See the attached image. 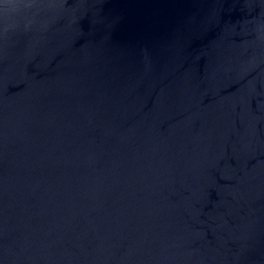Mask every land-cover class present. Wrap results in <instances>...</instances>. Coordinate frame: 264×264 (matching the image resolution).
<instances>
[{
  "label": "water",
  "instance_id": "water-1",
  "mask_svg": "<svg viewBox=\"0 0 264 264\" xmlns=\"http://www.w3.org/2000/svg\"><path fill=\"white\" fill-rule=\"evenodd\" d=\"M0 264H264V0H0Z\"/></svg>",
  "mask_w": 264,
  "mask_h": 264
}]
</instances>
